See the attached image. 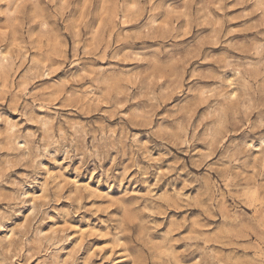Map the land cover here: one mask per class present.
<instances>
[{"label":"clouds","instance_id":"clouds-1","mask_svg":"<svg viewBox=\"0 0 264 264\" xmlns=\"http://www.w3.org/2000/svg\"><path fill=\"white\" fill-rule=\"evenodd\" d=\"M30 2L62 41L58 61L78 67L29 90L41 62L53 61L27 56L36 13H25V48L0 62V264H91L75 259L83 242L61 258L85 218L129 264H264V0H185L184 23L124 57L120 40L153 39L156 0H134L145 20L127 37L120 4L95 43L91 25L77 35L73 18L59 15L64 0ZM209 18L226 48L205 53L207 69H189L195 53L177 42L185 24ZM237 20L248 35L234 44ZM125 58L145 67H123ZM114 59L121 64L97 63Z\"/></svg>","mask_w":264,"mask_h":264},{"label":"rangeland","instance_id":"rangeland-1","mask_svg":"<svg viewBox=\"0 0 264 264\" xmlns=\"http://www.w3.org/2000/svg\"><path fill=\"white\" fill-rule=\"evenodd\" d=\"M120 4L126 5V15L120 16V28L123 29L122 36L136 32L138 25L143 24L145 17L138 7V4L134 0H78V3H74V0H64V3L59 8L60 16H71L76 23V33L79 35L82 25H91L96 35L93 36V41L97 39L103 40L105 37L106 22L110 21L112 17L118 15V8ZM0 12L4 14L0 15V62L10 53L11 50L19 51L25 48V40L19 33L21 18L25 13H36L34 23L31 27L30 43L35 51L27 53L28 57L39 59L37 53L50 54L52 57V63H42L45 68V73L41 79H37L34 84L28 85L29 90H39L37 86H47L52 83L59 82L61 79H68V74L74 73L78 65H72L69 67L67 63H60L58 57L63 54L62 41L55 36L54 32H50L48 26L42 21L46 20V13L41 11L30 0H14V4L11 8L8 5H0ZM185 0H156L154 5V11L152 13L156 24V31L153 33V39L141 41L139 37L135 41L128 39H122L115 45V55L117 57H124L128 52H134L141 50L145 45L157 46V36H163L168 30L170 23L177 21L184 23L185 17ZM243 26L242 21H233L231 27L235 29L232 36L228 37L229 41L234 44L243 42V39L247 33H244L240 29ZM183 37L177 43L181 46H187L191 52L195 53L194 56H190L191 63L188 65L189 69L193 66L199 65L197 71L201 69H207L212 66L210 62L202 63L205 53L215 54L221 49H225L224 43H217L219 34L215 32V26L212 24V18L205 19L199 28L193 29L187 24L183 28ZM108 39L114 40L115 36L108 35ZM159 43H165L160 40ZM87 51V49H86ZM183 53L189 55V52L184 51V48L178 51V55ZM108 54H113L112 50H109ZM72 56L68 55V60H71ZM114 63L121 64L120 59H114L112 61H97V63ZM83 63V61H82ZM123 67L136 71L139 68H144L145 64L142 62H133L127 58L123 60ZM23 72V69H21ZM202 83H208V81H202ZM180 98L179 95L174 96L170 101V104H174ZM42 111V110H38ZM6 113L12 115V118H16V114L10 113L9 109H5ZM163 109H161V114ZM26 127H31L26 126ZM135 184V181L125 180L124 186L131 188ZM34 195H39V192H34ZM114 198V197H113ZM95 225V218L89 221L85 218L83 221H79L74 224L73 231L69 233L73 238L66 245H63L64 252L61 258H67L68 254L76 248L77 244L82 243L78 255L75 257L77 261H84L92 256L91 264H113V261H120V264H129L127 260L123 259V249L119 247H111V241L104 236H97L94 232H88L87 230ZM96 229L101 233L105 231L99 225H95ZM80 234L77 235L76 232ZM97 249H102L99 252L98 258L96 255ZM131 254V253H130ZM111 257V259H106Z\"/></svg>","mask_w":264,"mask_h":264}]
</instances>
